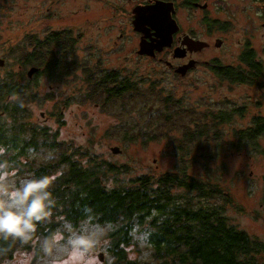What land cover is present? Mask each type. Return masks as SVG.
Returning <instances> with one entry per match:
<instances>
[{
    "label": "rangeland",
    "instance_id": "1",
    "mask_svg": "<svg viewBox=\"0 0 264 264\" xmlns=\"http://www.w3.org/2000/svg\"><path fill=\"white\" fill-rule=\"evenodd\" d=\"M213 3L231 8L230 17L243 28L242 43L246 37L250 38V43L239 44L241 35L238 33L233 41L226 40L222 49L214 54L220 65L248 70L241 58L246 49H252L264 72V20L261 17L264 3L260 0H214ZM81 8L82 0H0V60L3 63L0 74L15 72L20 74L17 78L25 82L32 65L26 64L23 68V60L32 50L29 42L35 41L27 39L42 38L48 26L50 29L67 28L73 20L74 24H79L86 18L102 25L108 17L106 10L96 5L87 13L74 17L72 12ZM125 19L123 15L121 21ZM80 45L82 48L92 46L96 53L111 47L102 39L94 43L88 39ZM132 48L130 41L121 44L118 50L112 48V52L105 54L103 66L120 70L122 77L136 81L138 96L121 105V102L106 104L102 100H89L88 76L75 68L58 79L38 77L34 92L39 98L29 104L28 119L34 125L58 132L59 141L88 148L104 163L112 164L116 170L108 172L106 177L111 187L128 185L144 174L158 177L175 172L181 156L185 157L183 165L190 176L229 193L231 204L226 205V213L231 223L264 242V136L254 145L243 144L237 139L239 132L249 129L256 117L264 116V74L252 84L239 83L203 67L204 71L182 78L161 69L153 71L151 68L158 64L138 60L130 54ZM99 57L102 56L95 55V60ZM210 58L211 55L206 54L204 59ZM166 98L173 109H181V115L172 125L164 126L155 117L150 121L149 113L164 108L163 99ZM208 113L214 116L226 113L230 120L214 127L217 135L215 132L209 134V139H217L216 143L208 146V143L197 142L200 146L196 144L188 150L187 134L196 129L194 122L209 121V127L215 122L208 120ZM182 144L186 145V150L179 154L177 148ZM117 147L121 152L114 154L112 149ZM52 155L42 151L36 153L35 158L41 163L51 161ZM81 161L86 163L85 158ZM4 172L8 176L6 186L9 189L25 179H34L27 168L15 167ZM208 202L214 204L217 200L213 198ZM65 227L66 235L57 233L49 239L33 236L32 232L23 241L0 236L12 242L10 252L3 254L2 261L7 264H67L70 242L83 237L90 241L89 253L98 258L99 264H114L115 259L108 251L112 226L86 221L77 227L69 224ZM134 240L127 248L135 256L131 261L155 264L152 248L140 230ZM100 253L104 254L103 262L99 260ZM90 264L95 262L90 261Z\"/></svg>",
    "mask_w": 264,
    "mask_h": 264
},
{
    "label": "trees",
    "instance_id": "2",
    "mask_svg": "<svg viewBox=\"0 0 264 264\" xmlns=\"http://www.w3.org/2000/svg\"><path fill=\"white\" fill-rule=\"evenodd\" d=\"M29 43L32 50L26 53L24 62H39L40 44ZM55 45L68 48L70 44L62 40ZM241 59L248 70L220 67V77L252 84L263 76L262 64L252 49H246ZM58 65L49 66L48 72L54 69V74L48 78H60ZM66 70L63 68L62 74ZM18 75L8 71L0 74V169L27 168L34 179L46 175L55 177L48 189L52 193L48 203L50 215L36 222L33 236L49 239L57 233L66 235L65 226L77 227L87 221L114 228L108 248L114 264H139L129 260L125 251L135 242L139 230L152 248L155 264H264V242L233 225L227 216L226 205L231 204L229 193L190 176L183 165L185 157L181 156L175 172L158 177L144 174L128 185L111 187L106 177L108 172L116 170L112 164L104 163L88 148L59 141L58 132L34 125L28 119L29 104L39 98L34 92L37 84L28 76L24 82L17 78ZM88 82L91 84L89 100H102L106 104L121 102V105L140 94L130 78L120 77L116 72L98 77L89 75ZM163 102L164 108L149 113L150 121L155 117L164 126L172 125L181 115V109H173L168 98ZM207 117L215 122L211 127L209 121L194 122L196 129L187 134L188 150L197 142L208 143V146L215 142L217 139H209V134L216 133L214 127L230 120L226 113L216 116L208 113ZM262 136L264 116H259L249 129L239 132L237 139L243 144L254 145ZM185 146H178L179 154L186 150ZM42 151L53 154L51 161L37 163L35 155ZM83 158L86 163L81 161ZM213 198L217 202L210 204L208 201ZM1 242L2 254H8L12 242L0 237Z\"/></svg>",
    "mask_w": 264,
    "mask_h": 264
},
{
    "label": "flooded vegetation",
    "instance_id": "3",
    "mask_svg": "<svg viewBox=\"0 0 264 264\" xmlns=\"http://www.w3.org/2000/svg\"><path fill=\"white\" fill-rule=\"evenodd\" d=\"M158 2L173 5L171 17L177 24V30L172 34L171 44L162 45L164 46L162 49V33L155 29L151 22V7H156ZM213 2L214 0H82V8L72 12L73 16L87 13L93 5H96L108 13L103 24H95L88 18L79 24H74L73 20L72 23L68 22L70 24L67 28L50 29L48 26L42 38H28L27 40H35L37 45L40 44L38 50L41 53H39V62L29 64L32 65L30 70L35 69V73L29 77V70L27 76L29 80H34V83L38 85L36 81L38 77H49L54 74V69L52 73L48 72L49 66L55 65L56 67L60 63V66L58 65V70L61 71L60 77L71 73L75 68L84 71L87 76L98 77L116 72L122 77L120 70L104 67L103 59L105 54L112 52V48L118 50L121 44L128 41L133 43V48L129 51L131 55L138 60L153 61L158 64L151 68L153 71L161 69L167 74L171 73L174 76L185 78L198 71H204V67L219 75L221 73L219 68L226 66L220 65L218 56L214 54L222 49L226 40L233 41L238 33L241 35L239 44L245 36L243 28L230 17L231 8L226 4H214ZM123 15L126 19L122 22ZM143 17H145L144 20H141ZM261 17L264 20V14ZM59 38V41H55ZM88 39L92 40V43L102 39L109 44L108 47L110 45L111 47L101 53H96L92 46L86 47L85 45L82 48L80 42ZM62 40L70 44L68 48L55 45ZM195 43H202L206 46L196 50ZM247 43H250L249 37H246L242 44ZM46 44L51 47L50 50ZM206 54H210L211 58L204 59ZM95 55L102 57L95 60ZM91 62L94 65H91ZM26 64L28 63L23 60V68L27 66ZM63 68L67 70L62 74ZM181 68L185 70V76L178 73ZM148 72H150V67H148ZM132 81L138 88L137 82ZM89 86L91 89L90 83ZM3 251L0 243V264H7L5 260L2 261Z\"/></svg>",
    "mask_w": 264,
    "mask_h": 264
},
{
    "label": "clouds",
    "instance_id": "4",
    "mask_svg": "<svg viewBox=\"0 0 264 264\" xmlns=\"http://www.w3.org/2000/svg\"><path fill=\"white\" fill-rule=\"evenodd\" d=\"M7 174L0 169V236L23 241L35 231L36 222L50 215L48 209L50 188L55 177L44 176L36 179H25L9 189L6 186ZM71 248L67 254V264H99L98 258L90 255V241L80 237L70 242ZM128 259H134L130 249Z\"/></svg>",
    "mask_w": 264,
    "mask_h": 264
},
{
    "label": "water",
    "instance_id": "5",
    "mask_svg": "<svg viewBox=\"0 0 264 264\" xmlns=\"http://www.w3.org/2000/svg\"><path fill=\"white\" fill-rule=\"evenodd\" d=\"M156 7H151V13H152V19L151 22L152 26L155 27L160 33H162V43H161V49L164 47L162 45L168 46L171 44L172 41V34L177 30V24L175 20L172 19L171 14L173 11V5L167 4L165 2H158ZM167 8V9H166ZM157 12V13H156ZM147 17V16H145ZM143 17L141 20H144ZM171 29V30H170ZM206 45L202 43H195L194 47L196 50H200L204 48ZM220 46V45H218ZM2 61L0 60V65H2ZM35 69H31L28 73L29 77H31L35 73ZM178 73L181 74V76H185V70L181 68L178 70ZM112 152L114 154H119L121 152L120 148H113ZM99 260L101 262L104 261V254H99Z\"/></svg>",
    "mask_w": 264,
    "mask_h": 264
}]
</instances>
